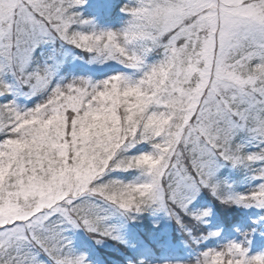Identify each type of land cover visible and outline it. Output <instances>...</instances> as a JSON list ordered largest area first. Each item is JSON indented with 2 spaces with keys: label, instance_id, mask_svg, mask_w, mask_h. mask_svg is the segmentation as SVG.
Listing matches in <instances>:
<instances>
[{
  "label": "snow or ice",
  "instance_id": "1",
  "mask_svg": "<svg viewBox=\"0 0 264 264\" xmlns=\"http://www.w3.org/2000/svg\"><path fill=\"white\" fill-rule=\"evenodd\" d=\"M226 166L258 183L235 191ZM203 190L264 209V0H0V264H91L70 230L135 249L143 213L199 247L221 236ZM256 232L190 264H264Z\"/></svg>",
  "mask_w": 264,
  "mask_h": 264
},
{
  "label": "trees",
  "instance_id": "2",
  "mask_svg": "<svg viewBox=\"0 0 264 264\" xmlns=\"http://www.w3.org/2000/svg\"><path fill=\"white\" fill-rule=\"evenodd\" d=\"M117 17V7L112 6V19ZM102 70L97 72H87L77 69L78 74L91 75L95 79L102 78L105 73L111 71L109 66H101ZM67 70V69H66ZM237 169V168H236ZM113 175L127 177V173H113ZM240 170H236L235 177L238 178ZM233 176V180L235 181ZM226 182L230 180L226 179ZM238 183V182H237ZM252 185H238L234 186L237 192H246ZM206 194L205 198L199 200L197 208L203 209L209 207L212 209L213 218L209 219L208 227L210 229H216L220 227L221 236L218 238H212L208 241L202 242L199 247L190 245L185 250H175L171 245L167 243L168 238L175 239L174 242L181 243L185 240L184 235L181 233L179 227L174 221H170L169 225L165 220H162L161 215H150L149 213L141 214L135 221H129L127 225L135 231L133 235L127 236L129 244H135V249L129 248L119 241L104 239L106 246H100L96 244L87 233L86 236L76 238L77 242H73V246L86 255V258L91 264H128V260L131 259L133 264H136L138 258H144L146 264H163L164 261H182L185 264H190L195 253L202 250L205 247H215L218 243L224 239H243V233L249 232L252 228H256L257 232L254 235L257 237V247L264 248V236L260 235V232L264 230V223L253 224L252 221L257 220L259 216H264V211H246L243 212V207L235 205H224L210 195L207 190H203ZM195 209V207H193ZM161 219V223L159 222ZM154 222L155 226H154ZM187 227H189L194 234H199L203 231V228L199 225L193 224L189 218H185ZM159 226V227H158ZM158 227V228H157ZM71 235L70 232L67 233ZM79 238L80 241H79ZM256 245V244H255Z\"/></svg>",
  "mask_w": 264,
  "mask_h": 264
},
{
  "label": "rangeland",
  "instance_id": "3",
  "mask_svg": "<svg viewBox=\"0 0 264 264\" xmlns=\"http://www.w3.org/2000/svg\"><path fill=\"white\" fill-rule=\"evenodd\" d=\"M75 64L77 65V69L81 70V71H87V72H90V73H93L94 71L97 72V71H101L102 70V67L101 66H96V65H93V66H85L82 62L80 61H76ZM240 170V174L242 173V175H240L238 178L235 177V174H236V170ZM231 168V167H224L220 170V172L218 173V178L222 181H225L226 179L230 180L229 184H231L234 188V186L236 184H238L239 186L240 185H253L255 183H258V181H252L250 180V178L247 176L246 172L244 169L242 168ZM233 176L235 177V181L233 180ZM238 182V183H237ZM206 194L203 193V191L200 193V195L198 196L197 200L193 202V205L192 207H195L197 208V206L199 205V200L205 198ZM249 210H255V211H264V209H256L254 207H250L248 208ZM245 210V209H244ZM161 217H163L161 215ZM214 216L212 215L210 219H212ZM162 220H165L166 221V224L169 225V222L167 219H165L164 217L161 218ZM161 219H159V222L161 221ZM161 223V222H160ZM159 227V226H158ZM157 227V228H158ZM71 233V235H68L71 239H72V242L76 243L77 240L75 237H77L78 235L80 237L83 236H86L84 234V231L83 230H70L69 231ZM135 233V231L129 227V225H126V228L124 230V235H125V238L127 239V236H130V235H133ZM87 237V236H86ZM88 238V237H87ZM257 237L253 236L252 237V250L253 252L257 251V241L255 240ZM81 238H79V241H80ZM128 240V239H127ZM256 244V245H255ZM107 244L106 243H101L100 246H106Z\"/></svg>",
  "mask_w": 264,
  "mask_h": 264
}]
</instances>
